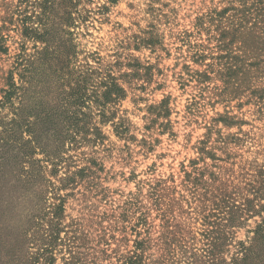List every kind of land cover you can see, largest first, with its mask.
Masks as SVG:
<instances>
[{
  "label": "rangeland",
  "instance_id": "rangeland-1",
  "mask_svg": "<svg viewBox=\"0 0 264 264\" xmlns=\"http://www.w3.org/2000/svg\"><path fill=\"white\" fill-rule=\"evenodd\" d=\"M38 3L0 0L7 50L0 52V101L11 81L24 84L20 60L34 61L43 48L60 56L33 63L25 101L0 109V133L13 120L23 132L35 113L30 103L41 99L52 110L85 71L93 76L90 94L103 91L107 77L123 89L110 113L128 128L118 135L111 122L98 124L92 109L102 139L61 155L56 176L46 175V211L57 203L53 197L64 199L62 226L77 231L96 264H115L145 237L150 260L184 264L195 253L204 264V231L224 225L210 200L244 204L264 171V0H56L50 24L63 31L52 28L45 44L22 30ZM224 30L233 42L219 50ZM162 103L168 114L157 117ZM1 164L8 169V160ZM6 196L0 193L20 203ZM3 208L0 202V221L11 214L3 218ZM259 222L247 218L243 227L226 229L219 263L264 264V245L249 244ZM243 249L252 263L234 261Z\"/></svg>",
  "mask_w": 264,
  "mask_h": 264
},
{
  "label": "trees",
  "instance_id": "trees-1",
  "mask_svg": "<svg viewBox=\"0 0 264 264\" xmlns=\"http://www.w3.org/2000/svg\"><path fill=\"white\" fill-rule=\"evenodd\" d=\"M55 2L56 0H40L38 12L32 7L31 15L25 16L22 22L24 37L34 43L45 44L47 38L53 37L50 34L52 28L59 32L63 31L50 24L52 23L50 14L57 5ZM64 23L67 25L66 22ZM2 41L3 39L0 38V52H6ZM227 42L232 43L233 39L230 33L224 30L217 39L218 49L226 48ZM47 50L48 48H43L42 51L36 52L40 56L32 62L27 60L18 62L17 66L21 69L19 78L24 84L21 83L22 85L18 87L14 81L9 83L8 88L2 93L0 109L13 107V103L17 100L19 104L25 101L23 98L27 91L25 88L31 86L35 76L33 63L40 62L42 57L41 65H43L50 60L49 55L54 56L48 54ZM54 58L59 60V54ZM66 75L68 76V73ZM91 76L92 74L87 71L78 74L68 92L63 91L60 94L64 96L54 108H51L52 110L44 109L41 99L30 103V108L35 113L23 123L26 128L23 132H20V126L13 120L9 124L11 128L0 133V162L9 161L8 169L6 166L3 167V164L0 165V193L6 194L7 200L17 196L15 202L20 201L14 206V198L12 204L0 199L1 206L4 207L1 216L4 218L11 213L7 219L0 221V264H56L58 260L62 264H96L95 260L89 259V251L82 237L77 235V231L62 226L64 199L53 197L57 203L50 204L47 207L50 211H46V193L50 188L46 175L56 176L61 155L65 154L71 145L95 144L102 139V133L95 125V119L90 116L92 109L99 112L98 124L105 125L111 122L118 135L128 132L123 121L113 122L114 113H110L111 105L122 98L123 89L113 78L107 77L106 83L103 82L101 85L104 90L100 92L95 88L96 90L90 94L88 83ZM164 105L162 103L158 107L160 111L157 117L167 116V110L162 109ZM107 107L110 115L106 113ZM6 147L9 153L3 152ZM38 154L42 155V159L34 158ZM48 167L52 170L48 171ZM256 177L258 182L251 191L252 198L246 199L244 204L227 206L218 196L210 200L214 206L212 214L219 211L215 218L217 220L221 217L220 221L224 225L219 229L214 227L204 231L206 242L203 249L204 257L202 256L206 259L204 264H222L219 263L223 253L220 250H224L227 246L226 229L243 227L247 218L260 219L253 232L255 237L250 239L249 244L264 245V171L258 172ZM68 181L72 180L68 179ZM19 193L25 195L21 197L17 195ZM222 203L224 208L221 207ZM143 223L146 224L144 218ZM207 224L213 226V223ZM170 234L174 237L173 233H168ZM168 238L170 237H166V248L169 246ZM148 241L147 237L135 240L133 250L119 256L115 264H161L158 260L148 259L146 255ZM239 245L242 246V243ZM240 256L241 258H236L238 260L234 261L249 263L253 261L248 250L243 249ZM184 264H199V259L194 253L184 261Z\"/></svg>",
  "mask_w": 264,
  "mask_h": 264
}]
</instances>
